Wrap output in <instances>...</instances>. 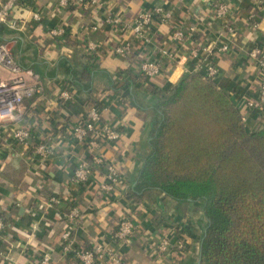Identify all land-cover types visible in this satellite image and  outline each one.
Listing matches in <instances>:
<instances>
[{
    "label": "crops",
    "instance_id": "crops-1",
    "mask_svg": "<svg viewBox=\"0 0 264 264\" xmlns=\"http://www.w3.org/2000/svg\"><path fill=\"white\" fill-rule=\"evenodd\" d=\"M3 1L0 0V5ZM99 1V7L80 6L73 1L60 7L56 0H24L12 16L17 29L0 26V44L9 43L16 63L32 70L43 85L41 94L27 103L24 119L0 131V218L5 223L0 239V264H36L43 254L50 256L51 264H79L74 253H64L63 234L70 233L73 247L89 250L94 240L110 241L124 216L135 221L136 233L131 245L116 247L120 264H198L201 204L178 205L160 195L137 202L127 199L130 183L149 153L150 115L132 104L150 103L151 85L167 92L181 77L191 73L193 62L189 52L214 43L218 35L226 33L223 28L226 24L235 29L236 37L228 53L215 57L221 72L215 85L236 106L243 96L254 97L259 80L246 52L253 46L264 47V9L256 18L258 26L253 28L248 19L255 13L251 0ZM217 2L229 7L228 18L214 19L213 5ZM154 7L170 9L184 26L194 25L193 42L176 47L168 42L171 25H162L151 37L152 46L135 44L125 59L109 54V46L125 42L130 35L113 33L107 20L117 16L131 22L141 11ZM33 14L38 15L37 20ZM55 28L63 29L64 34L50 35V30ZM88 37L99 44L100 51L92 65L96 68L90 89L83 91L74 84L72 74L73 69L91 66L82 49ZM158 48L183 57L181 64L163 59L168 75L162 72L163 76L150 81L131 73L127 75L141 58L137 50L153 56ZM5 73L0 68V76ZM64 91L72 94L66 102L61 98ZM86 102L104 107L103 120L121 131L116 143L99 149L126 182L109 199L102 197L96 186L80 188L72 183L76 161L89 160L93 154L89 148L73 145L69 133L70 126L81 119ZM21 127L29 130L32 147L53 142L59 146L57 152L40 163L31 148L23 151L11 140L12 132ZM52 198L57 202H51ZM72 207L81 212V220L79 227L71 232L66 216ZM162 235L169 236L172 242L183 235L185 250L172 258L157 256L154 248Z\"/></svg>",
    "mask_w": 264,
    "mask_h": 264
},
{
    "label": "trees",
    "instance_id": "trees-1",
    "mask_svg": "<svg viewBox=\"0 0 264 264\" xmlns=\"http://www.w3.org/2000/svg\"><path fill=\"white\" fill-rule=\"evenodd\" d=\"M95 68L73 69L74 84L89 91ZM148 92L150 103L132 104L150 115L149 153L127 199L201 204L198 264H264V127L246 128L232 98L196 73Z\"/></svg>",
    "mask_w": 264,
    "mask_h": 264
},
{
    "label": "built area",
    "instance_id": "built-area-1",
    "mask_svg": "<svg viewBox=\"0 0 264 264\" xmlns=\"http://www.w3.org/2000/svg\"><path fill=\"white\" fill-rule=\"evenodd\" d=\"M19 0H4L0 5V26L5 25L9 29H17V23L14 20L13 13L18 10ZM69 1L84 6H100L99 0H56L57 5L65 7ZM253 2L255 13H251L248 19L252 21L253 28L258 26L257 17L260 11L264 9V0H251ZM214 19L223 20L228 18L230 9L225 3L217 2L213 5ZM34 20L38 19L37 14H33ZM107 24L115 34H129L130 39L121 44L108 47V53L120 59H125L132 51L135 44L152 46L151 37L156 34L157 28L162 25H171V33L168 42L176 47H183L194 40L195 26H184L177 22L173 11L164 7H154L151 10L141 11L131 22L122 21L114 16L107 20ZM225 34L218 35L214 43L208 44L202 49L194 48L189 52L193 62L192 72L201 75L202 79L216 83L221 76L216 65V55L226 54L230 51L233 39L236 37V31L231 25H225ZM96 30V27H92ZM64 30L55 28L50 30L52 36H62ZM83 53L86 61L94 65L99 44L90 37L83 46ZM139 62L135 64L133 74L136 78L144 80H153L162 74V61L168 59L176 65L181 64L183 57H176L169 49L158 48L153 56L141 54L137 50ZM247 60L255 67L258 75V90L254 97L243 96V100L236 106L244 112L242 118L246 128L254 129L262 127L264 122V47L253 46L246 52ZM0 68L6 73L0 76V131L3 127L20 123L27 112V103L36 95L42 92V82L38 76L28 69L21 68L9 50V43L0 44ZM190 74V73H189ZM64 102L72 98V94L67 91L61 93ZM103 104V102H101ZM104 107L98 103L86 102L83 106L81 119L78 123L69 128L71 143L75 146L81 145L84 148L92 150L89 160L80 159L76 161L72 171V183L80 188L96 186L102 197L110 198L113 192L120 186L126 184L125 178L118 173L115 166L106 160L99 149L106 145H113L121 137V131L115 125L106 122L102 118ZM260 127V128H261ZM2 138L0 134V139ZM31 134L24 128H16L11 135V140L23 151L32 149L34 156L40 163H45L51 158L57 149L55 143L38 144L31 146ZM97 177L100 180H97ZM51 202H57L51 199ZM71 232L80 225L81 212L76 207L69 209L66 216ZM5 228L4 221L0 218V239ZM136 233L135 221L127 216L122 217L116 229L110 236V241L94 240L92 248L89 250H79L70 238V233L62 236V249L64 253H74L79 264H120V258L116 247L131 245L134 242ZM176 238V237H175ZM186 238L181 235L174 242L169 236L162 235L159 238L157 246L154 248L155 254L163 258H172L175 254H180L185 250ZM36 264H51L48 254L40 256Z\"/></svg>",
    "mask_w": 264,
    "mask_h": 264
},
{
    "label": "rangeland",
    "instance_id": "rangeland-1",
    "mask_svg": "<svg viewBox=\"0 0 264 264\" xmlns=\"http://www.w3.org/2000/svg\"><path fill=\"white\" fill-rule=\"evenodd\" d=\"M141 79V78H140ZM264 127V126H263ZM262 128V127H261ZM257 128H254L253 130H256ZM154 198V196H152Z\"/></svg>",
    "mask_w": 264,
    "mask_h": 264
}]
</instances>
